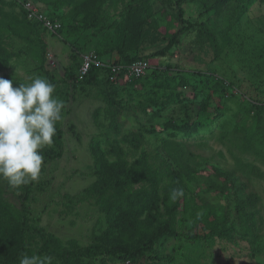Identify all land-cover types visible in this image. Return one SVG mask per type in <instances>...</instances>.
Listing matches in <instances>:
<instances>
[{
  "label": "rangeland",
  "instance_id": "rangeland-1",
  "mask_svg": "<svg viewBox=\"0 0 264 264\" xmlns=\"http://www.w3.org/2000/svg\"><path fill=\"white\" fill-rule=\"evenodd\" d=\"M78 1L0 0V53L11 56L0 65V76L17 80L13 86L30 83L36 76L44 78L39 68L42 59L43 68L60 81L54 95L66 105L58 123L62 154L52 160L44 156L39 180L30 183L26 200L30 220L23 242L18 216L26 186L13 189L0 179L1 264H19L22 253L51 256L52 264H133L103 253L86 256L81 252L103 240L125 239L135 219L145 218L148 212L165 214L168 178L155 187L128 174L130 185L117 188L114 178L126 179V169L132 165L137 174L142 166L136 160L144 152L151 156L147 162L158 161L154 155L163 153L166 138L188 153L187 163L183 161L188 197L231 210L233 195L208 185L221 183L216 169L233 171L242 184L240 193L258 196L254 225L260 235L248 241L235 232L232 239H217L201 264H264V139L254 140L251 150L242 151L239 144L244 130L236 128L243 102L248 103L247 109L261 104L258 123L264 136V0H254L242 12L235 8L237 0H183L178 6L184 11L183 18L194 24L158 57L154 52L180 24L174 0H117L116 4L105 0L102 9L89 16L79 10ZM22 2L60 16L59 33L27 24ZM229 8H235V15ZM229 22L231 29H227ZM209 32L216 44L206 39ZM107 37L111 38L109 45L123 39L137 48L134 53L147 55L156 73L137 80L121 78L108 85L91 84L85 90L67 79L73 48L94 52L107 45ZM117 56L114 51L103 59L109 63ZM206 104L220 111L208 116ZM182 119L197 130L188 135L181 132L176 126ZM251 122L253 118L248 119ZM142 185L157 192L152 208L124 214L114 206L121 209L138 199L126 197L106 211L96 202L103 193L126 188L134 192ZM175 227L180 232L200 230L182 213L176 216ZM129 240L136 242V237L131 235ZM68 250L75 256L66 257ZM185 251L171 238L160 247L159 253L167 256L160 263L187 264L182 256ZM140 262L153 264L145 257L136 264Z\"/></svg>",
  "mask_w": 264,
  "mask_h": 264
},
{
  "label": "trees",
  "instance_id": "trees-1",
  "mask_svg": "<svg viewBox=\"0 0 264 264\" xmlns=\"http://www.w3.org/2000/svg\"><path fill=\"white\" fill-rule=\"evenodd\" d=\"M17 2V0H14ZM183 0H174L175 4L180 6ZM237 8L240 12H242L246 7L251 4L254 0H237ZM112 4H116L117 0H110ZM18 3V2H17ZM23 3V2H22ZM105 3V0H79L78 7L79 10L83 12H87L89 15H94L98 13ZM24 6V3H23ZM231 6V5H230ZM235 8H229L233 10V15ZM104 9V8H103ZM228 9V8H227ZM76 11H78L76 6ZM52 22L58 21L60 23V27L56 31H51V34H58L59 30L62 27V19L60 16L55 15L54 13L49 12H41ZM239 12V13H240ZM77 13V12H76ZM184 11L182 8L178 7L177 10V19L180 24L176 25V29L171 32L167 43L158 51L154 52V54L158 56H164L166 52H168L177 42L179 36L183 34L185 31L189 30L192 27L191 22L187 19L183 18ZM22 15L29 25L41 26L42 28H47L42 21L37 18L29 19L27 17V11L23 9ZM239 15V14H238ZM229 22L227 29H231ZM92 25H90L91 27ZM48 29V28H47ZM49 30V29H48ZM208 39L211 43L216 44L217 40L212 34V32L208 33ZM24 40L26 38L21 37ZM111 38L107 37L105 42L107 45L102 44L101 49L95 50L93 53L98 55L102 60L103 55L113 53L114 51L118 54L116 58H114L109 63L111 65H123L127 66L137 60H149L147 55H139L134 53L137 50L136 47L130 46L127 42H123V39L114 44L109 45V40ZM42 50L43 47L37 46ZM73 59L71 64L69 65L70 69L65 72L67 79H70L80 85V89L85 90L88 85L102 83L104 85H108L110 83L116 82L119 79L124 80H137L139 78L128 77L126 76L125 69L119 71H113L111 69L110 64L108 65H91L89 71L85 73L83 76L79 77V68L82 64V54L92 51L76 50L73 48ZM11 58L9 54H1L0 53V65H5V63ZM44 60V58H43ZM152 69L148 70L146 75H152L156 73V65ZM43 70V73L46 74V78L48 81L53 84H57L60 82L59 80L54 79L52 74L48 72L45 68H43L42 59L40 60V67ZM42 77V76H41ZM227 83V82H226ZM207 105V104H206ZM250 105V104H249ZM253 109L248 108V103H244L241 105V114H239L238 123H236L237 130H244V134L239 147L242 151L251 150L254 144V140L262 141L264 139L263 133L260 131V125L258 123L259 115L262 112L261 104H253L250 105ZM206 114L211 116L212 111H220L219 107H214L213 110L209 108V105L205 108ZM246 109V110H245ZM252 110H254L253 114H251ZM253 118V122L248 123V119ZM57 132L54 136V143L49 148H45L43 150V155L47 157V159H56L62 154V143L60 142L62 131L59 128V124L56 125ZM181 132H184L186 135L190 134L193 131H196L197 128H193L188 125V122L185 120H181L180 125L176 126ZM262 133V134H261ZM162 154H155L154 157L159 158V162L161 166H158V161L153 160L147 162L148 158L151 156L147 153H143L141 159L136 160L138 164H141L142 168L138 171L137 174L134 175V166L126 169L127 178L121 177L117 175L115 179L116 188L118 186H128L129 183V175L137 177V179H144L146 182H149L150 185L157 187L163 181L164 177L168 178L169 183L165 186V195L166 201L164 203L165 214L159 215L158 212H148L146 217L141 219H135L134 228L132 231L128 233H124L125 239L119 242H113L108 240H103L102 243H96L87 246V248L81 252L86 256L96 255V254H106L110 257H117L119 259L128 260L133 264H136L139 259L145 257L149 259L153 264H161L160 261H164L167 256L160 254V247H165L168 240L173 238L178 241L181 248L186 250L182 255L185 260H187V264H201L202 258L206 257L208 254V250L212 249L214 243L217 239H232L235 235V232L239 233L241 238H244L248 241L255 240L260 234H258V227L254 225V217L258 214V208L256 207V201L258 200L257 194L249 193L247 195L241 194L240 189L242 184L238 183V177L235 176L233 171L216 169L217 178H221V183H217L216 181L209 182L210 189H218L222 194H227L228 196L233 195L232 198V209L226 210L216 206L214 203H210L203 200H194L192 197H188L185 189H184V181H183V167L184 162L188 160L187 152L183 151V149L174 142L172 138H166L162 142L161 145ZM264 156V154H261ZM191 157V156H189ZM134 168V169H133ZM129 174V175H128ZM101 179H104L103 176H100ZM132 178V177H131ZM212 178V177H210ZM209 180V179H208ZM134 181V180H133ZM26 192L23 194V200L21 202V208L19 210V236L20 241L23 242L24 237L28 232V223H29V215L30 209L26 200L28 198V192L30 190V184L25 185ZM181 188L183 189L184 195L182 197H178L175 201L170 199L171 193L174 189ZM128 188L120 190L119 192L115 191V193L105 195L104 193L101 197L97 199V203L99 206L106 211L108 207L113 208V204H117L120 201H123L126 197L132 198L130 201L138 199L137 203L128 204L127 207L114 206V209L121 210L124 214L130 210H143L144 208L149 209L152 208L155 204L157 198V192L155 190H148L145 185L138 190H134V192H126ZM230 191H232L230 193ZM123 205V203L121 204ZM144 209V210H146ZM184 214L187 218L193 220V222L200 226L199 231H188V232H180L175 227V220L178 214ZM149 218V219H148ZM134 235L136 237V242H132L129 240V236ZM123 236V235H122ZM24 246V245H23ZM24 249L25 248L24 246ZM175 251V250H174ZM75 256V252L73 250H68L66 257ZM1 257V256H0ZM170 257L169 260H173ZM70 261H68L69 264ZM141 263V262H140ZM1 264V262H0ZM143 264V263H141ZM177 264V263H174Z\"/></svg>",
  "mask_w": 264,
  "mask_h": 264
},
{
  "label": "clouds",
  "instance_id": "clouds-1",
  "mask_svg": "<svg viewBox=\"0 0 264 264\" xmlns=\"http://www.w3.org/2000/svg\"><path fill=\"white\" fill-rule=\"evenodd\" d=\"M14 81L0 76V179L18 189L39 180L43 150L53 145L66 105L46 78L36 76L16 86ZM183 195L177 188L170 199ZM19 264H52V257L22 253Z\"/></svg>",
  "mask_w": 264,
  "mask_h": 264
},
{
  "label": "built area",
  "instance_id": "built-area-1",
  "mask_svg": "<svg viewBox=\"0 0 264 264\" xmlns=\"http://www.w3.org/2000/svg\"><path fill=\"white\" fill-rule=\"evenodd\" d=\"M24 8L27 11V17L37 18L38 20L42 21L43 24L50 30L56 31L60 27V23L58 21L52 22L48 19L44 14L40 13L37 8L32 5L30 2H26L24 4ZM110 63L104 62L98 55L94 54L93 52H87L82 54V64L79 68V77L83 76L85 73L89 71L91 65H108ZM111 69L113 71H119L125 69L126 76L139 78L145 76L148 70L152 69V66L148 60H137L130 65L123 66V65H111Z\"/></svg>",
  "mask_w": 264,
  "mask_h": 264
}]
</instances>
